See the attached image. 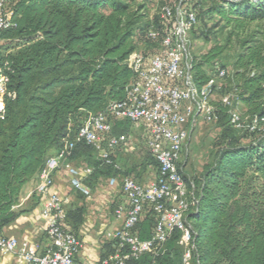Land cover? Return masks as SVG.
Segmentation results:
<instances>
[{"label":"trees","instance_id":"16d2710c","mask_svg":"<svg viewBox=\"0 0 264 264\" xmlns=\"http://www.w3.org/2000/svg\"><path fill=\"white\" fill-rule=\"evenodd\" d=\"M146 0H14L13 24L0 33V78L7 79L0 113V235L14 223L23 188L37 179L50 154L72 140L91 116L125 98L134 79L129 57L143 46L156 51L173 28L171 19L149 15ZM194 33L204 34L206 20L218 18L243 30L264 22V0H194ZM150 30L159 36L148 38ZM209 32V31H208ZM153 51V52H152ZM225 48L213 46L193 56L192 74L201 89L226 70L220 57ZM231 91L246 116L264 117V44L253 35L236 56ZM221 129L219 150L200 176L191 178L196 205L186 218L191 225V264H264V128L248 133L229 123V109L213 103ZM122 126V129H121ZM128 126L120 124L114 135ZM119 136V135H118ZM70 159L83 158L99 178L128 177L129 171L106 166L95 150L78 143ZM114 161V160H113ZM158 168L148 155L146 164ZM84 208L68 210L72 225L83 222ZM154 218L145 214L137 226L149 239ZM75 234V233H74ZM76 235V234H75ZM180 234L174 233L158 251L128 264H181ZM104 258L111 252L105 246Z\"/></svg>","mask_w":264,"mask_h":264},{"label":"built area","instance_id":"2783aa9c","mask_svg":"<svg viewBox=\"0 0 264 264\" xmlns=\"http://www.w3.org/2000/svg\"><path fill=\"white\" fill-rule=\"evenodd\" d=\"M192 1L176 0L173 6L163 5L158 15L161 19H171L173 28L149 56L136 51L129 57L127 65L134 79L126 89L125 98L110 103L104 112L89 116L74 138L64 142L47 158L37 177V194L44 200V247L0 235V254L15 256L18 264H79L76 256L82 249V242L65 227L70 199L52 192L55 174L67 168L73 188L88 197L90 192L83 181L92 175L93 170L71 168L67 163L71 152L78 143L84 142L95 150L106 166L119 169L113 161V152L125 145L128 139L125 135H113V122L127 120L142 124L147 131V149L158 164L157 177L145 185L131 177L122 180L124 202L118 204L114 211V217L121 226L106 235L111 252L96 264H128L160 250L176 232L180 234L178 246L183 251L181 264H191L192 233L186 215L196 205L197 199L195 185L185 172L183 153L200 120L216 122L213 96L221 90V82L228 75L226 70H221L201 89L194 83L190 34L197 20L188 9ZM13 2L0 0V33L13 26ZM147 36L156 40L159 34L150 30ZM6 82L2 76L0 113L5 109ZM219 101L229 109V123L235 130L250 134L263 130L264 117L243 114L233 91L225 93ZM109 182L114 185L115 180L111 178ZM147 213L154 218V227L149 239H141L137 226Z\"/></svg>","mask_w":264,"mask_h":264},{"label":"crops","instance_id":"0c3cea01","mask_svg":"<svg viewBox=\"0 0 264 264\" xmlns=\"http://www.w3.org/2000/svg\"><path fill=\"white\" fill-rule=\"evenodd\" d=\"M124 121L113 122V135L114 130ZM122 129V126H121ZM118 135L127 136V143L113 152V160L117 164L121 171H129L122 168L119 164L120 154H129L133 148L127 147L131 142H142L147 149L148 133L142 124L130 123L127 131L119 133ZM115 135V136H118ZM120 150V151H119ZM122 152V153H119ZM98 157V154L95 152ZM149 155V152H148ZM67 163L71 168L79 171L85 168H90L86 165L83 158L74 160H67ZM118 169V170H119ZM146 171V170H145ZM134 171L128 177L133 178L140 184H148L152 182L151 176L147 174L138 175V179L132 177ZM157 177V169L155 168L154 180ZM89 178V177H88ZM84 179L83 185L88 188L89 196H84L79 191L75 190L71 184L72 176L67 168L58 170L54 178V186L52 192L56 193L61 197H67L70 199L68 210H76L84 208L83 222L80 225H72L67 220L65 227L68 231L75 233L76 236L82 242V249L76 256V260L79 264H96L102 259V255L106 250L105 246H108L106 235L114 230H117L121 226V222L114 217V211L118 204L124 202V197L121 190L122 180L125 178L124 175H120L116 178L114 185H110V178H99L91 182L88 186L85 184ZM38 180L32 179L22 190L19 209L23 210L20 217L11 225L7 226L1 235L6 238H14L18 241H26L29 243H37L44 247L45 245V230L46 222L42 217L43 199L37 194ZM108 209H111L108 211ZM106 253V252H105ZM0 264H18V260L13 255L0 254Z\"/></svg>","mask_w":264,"mask_h":264},{"label":"rangeland","instance_id":"374dc122","mask_svg":"<svg viewBox=\"0 0 264 264\" xmlns=\"http://www.w3.org/2000/svg\"><path fill=\"white\" fill-rule=\"evenodd\" d=\"M176 0H158L155 3H148V10L150 16L157 15L163 5L167 4L173 6ZM232 2H240L244 0H229ZM167 2V3H166ZM207 27L203 30L204 34L199 32L190 34L191 53L194 57H198L207 53L213 46H222L225 48L224 53L220 57L221 63L225 66L228 73L227 78L221 82V90L215 92L213 101L218 102L221 97L230 91L232 87V74L234 71V64L237 54L241 51L244 41L251 36L258 37L260 43L264 44V22L260 24H253L243 30H237L233 27H227L224 22H220L218 18L207 19ZM209 31V32H208ZM138 51L144 53L145 48L141 45ZM155 51V50H154ZM153 52V51H152ZM241 112H244L241 107ZM129 121L125 120L123 124L130 126ZM221 138V129L217 127L216 122H207L200 120L195 132L190 138L186 151L183 153V162H185V172L190 178L198 177L202 173L204 166L212 164L216 158L219 150V140ZM127 147L133 150L127 154H120L119 164L123 169L130 168L134 172L132 177L138 179V175L147 174L151 176V181H154L155 168L149 166L143 169V164L147 163L148 152L142 142H131ZM120 151V150H119ZM146 170V171H145ZM145 172V173H144ZM111 213V209H108Z\"/></svg>","mask_w":264,"mask_h":264}]
</instances>
